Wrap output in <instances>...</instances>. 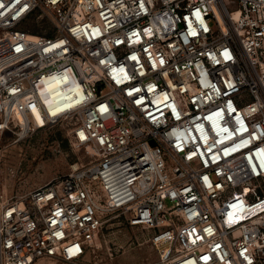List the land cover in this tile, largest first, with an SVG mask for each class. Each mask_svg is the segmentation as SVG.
<instances>
[{
  "label": "built area",
  "instance_id": "built-area-1",
  "mask_svg": "<svg viewBox=\"0 0 264 264\" xmlns=\"http://www.w3.org/2000/svg\"><path fill=\"white\" fill-rule=\"evenodd\" d=\"M67 119L91 158L0 203V264L77 261L112 213L147 264H264V0H0V138Z\"/></svg>",
  "mask_w": 264,
  "mask_h": 264
},
{
  "label": "rangeland",
  "instance_id": "rangeland-1",
  "mask_svg": "<svg viewBox=\"0 0 264 264\" xmlns=\"http://www.w3.org/2000/svg\"><path fill=\"white\" fill-rule=\"evenodd\" d=\"M52 29L44 19L41 24L29 19L22 27L31 32H42L40 27ZM74 121L61 120L55 125L27 129L21 133L5 132L0 138V203L18 190L41 185L64 175L70 166L88 161L91 156L84 147L71 143ZM264 186V181L262 182ZM103 226L100 243L77 261L41 258L35 264H147L157 259L150 241V231L131 226L123 216L109 214Z\"/></svg>",
  "mask_w": 264,
  "mask_h": 264
},
{
  "label": "bare ground",
  "instance_id": "bare-ground-1",
  "mask_svg": "<svg viewBox=\"0 0 264 264\" xmlns=\"http://www.w3.org/2000/svg\"><path fill=\"white\" fill-rule=\"evenodd\" d=\"M36 114V116H37V119H38V122L41 124V125H43L44 124V119H43V116L40 114V112H36L35 113ZM25 125H27V119L25 118ZM25 129H27L28 130V126H26L25 128H24V130Z\"/></svg>",
  "mask_w": 264,
  "mask_h": 264
}]
</instances>
